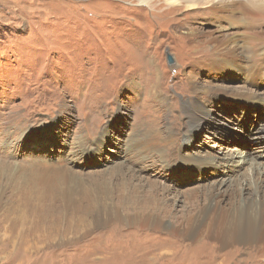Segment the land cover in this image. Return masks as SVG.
Returning a JSON list of instances; mask_svg holds the SVG:
<instances>
[{
  "label": "rangeland",
  "instance_id": "rangeland-1",
  "mask_svg": "<svg viewBox=\"0 0 264 264\" xmlns=\"http://www.w3.org/2000/svg\"><path fill=\"white\" fill-rule=\"evenodd\" d=\"M226 1L159 33L136 0H0V241L38 246L0 264H264V232L207 235L263 159L264 0Z\"/></svg>",
  "mask_w": 264,
  "mask_h": 264
},
{
  "label": "bare ground",
  "instance_id": "bare-ground-1",
  "mask_svg": "<svg viewBox=\"0 0 264 264\" xmlns=\"http://www.w3.org/2000/svg\"><path fill=\"white\" fill-rule=\"evenodd\" d=\"M136 2H138L137 4L143 5L147 8L149 7L151 11L156 12L158 19L162 21L161 24L163 25V23H165V27L163 25V29L161 31L159 30V33H162L163 31L165 32V29L168 31V30H175L178 28H185V26H187L185 22L187 21L188 23L194 22V19L193 18L191 19V16L184 22L175 18V14L182 8L185 9L186 12L194 9L196 11H201V10H205V8H208V10H212V11L214 10L218 11L220 8L223 7L222 4H226L227 1L226 0H136ZM261 11H262L261 9L257 10V12H261ZM162 25L160 27H162ZM219 30L221 29L219 28ZM185 33L189 34L190 36H192L193 33L194 35L196 34L191 30L185 31ZM221 35L225 37V34L221 33ZM188 107H187L188 109L185 108L186 109L185 117L188 118L187 119L189 122L188 124H193V123L195 124V122H198L197 121L198 117L196 116V113L195 114L193 113V110L191 109L192 107L191 106ZM258 138L264 139V130L260 135V137ZM259 147H260L259 148L260 154H258V157L263 159H261L259 162L255 161L254 158H252L254 161H251V159H249L250 161L248 160L249 167H247L246 176L242 178H238V189L236 191L227 188V186H220V184L218 183L219 185L218 184L217 185L219 187L216 186V188L211 191V194L210 195L208 194L209 196L207 199L208 204L207 206L204 207L205 217L211 215L213 217V220H211L210 223L208 222L209 223L208 227L206 226L208 236L220 238V240H222V242L226 244L228 243L233 244L240 242V244L247 243L248 245H250L252 242L256 244L255 242L261 240L263 234L262 232H264V145ZM231 151L232 150L227 151L226 154L231 155L232 154ZM243 152H240L239 150L236 151V153L238 154L237 156L240 158V161L236 162L235 165L240 164L241 166L246 162V158H244ZM224 155L223 158L222 157L220 158L221 160L225 158ZM240 166L238 165V167ZM229 192L233 193L232 194L233 200L231 201V203L229 202V204L225 205L223 204V200H217V196H224L225 198ZM258 232H260V234L257 236ZM224 236H226V238ZM90 242L91 241L89 240L88 242H86V244L89 245ZM25 244L26 242L16 243L15 240L14 241L1 240L0 253H5V255L7 256L13 254L10 256L14 257L15 256L14 254H16L18 250L15 251L17 249L16 248L14 251L9 252L7 250V247L10 245L11 246L17 245L18 247L20 246L24 247L25 250L23 249L22 253L25 254L33 253L31 251L32 250L35 251L38 247L36 246L33 248V246H29ZM37 261L38 260H32L31 264H35ZM7 263L9 264L10 261H7Z\"/></svg>",
  "mask_w": 264,
  "mask_h": 264
},
{
  "label": "water",
  "instance_id": "water-1",
  "mask_svg": "<svg viewBox=\"0 0 264 264\" xmlns=\"http://www.w3.org/2000/svg\"><path fill=\"white\" fill-rule=\"evenodd\" d=\"M167 60H168L169 62H171V61H172V58H171V56H170V55H168V56H167Z\"/></svg>",
  "mask_w": 264,
  "mask_h": 264
}]
</instances>
